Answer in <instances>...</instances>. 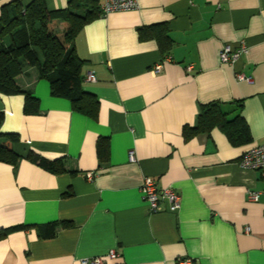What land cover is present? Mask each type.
Wrapping results in <instances>:
<instances>
[{
    "label": "crops",
    "instance_id": "0c3cea01",
    "mask_svg": "<svg viewBox=\"0 0 264 264\" xmlns=\"http://www.w3.org/2000/svg\"><path fill=\"white\" fill-rule=\"evenodd\" d=\"M44 1L49 10L69 2ZM155 24L172 40L166 55L155 36L139 38L140 28ZM240 39L246 52L220 63L221 48ZM74 47L86 90L98 100L96 116L52 95L34 67L21 86L38 98L35 114L23 112L22 94H0V131L18 134L20 155L15 166L0 161V229L31 225L0 237V264H80L112 249L120 257L109 264H264V177L239 166L242 153L264 141V0H140L137 9L86 24ZM236 101L250 142L234 146L218 127L184 139L201 104L219 102L230 112ZM30 150L62 157L65 172L30 161ZM146 177L160 190L173 188L180 208L161 200V211L149 210L140 191ZM48 222L68 224L43 237Z\"/></svg>",
    "mask_w": 264,
    "mask_h": 264
},
{
    "label": "trees",
    "instance_id": "16d2710c",
    "mask_svg": "<svg viewBox=\"0 0 264 264\" xmlns=\"http://www.w3.org/2000/svg\"><path fill=\"white\" fill-rule=\"evenodd\" d=\"M99 0H69L67 7L49 10L44 0H32L22 4L19 0L6 2L0 7V94L24 96L23 112L35 114L38 111V98L30 89L21 86V75L29 67L37 70L39 78H45L54 96L68 98L74 109L96 116L98 100L86 90L82 75L83 60L77 55L74 41L81 29L100 14ZM155 36L161 54L169 53L172 40L161 24L139 29V38ZM230 112L222 109L219 102L201 104L196 123L184 125L182 135L188 140L201 133L218 127L234 145L251 141L249 127L241 116L240 101L234 103ZM238 111L232 117L229 115ZM5 114L0 110V127ZM0 161L15 166L20 158L13 145L19 140L14 132L0 131ZM99 166L107 157V143H97ZM27 158L54 173L65 172L63 158L50 160L30 150ZM66 195L69 192L65 193ZM68 223L48 222L44 225L43 237L56 234L61 225ZM31 225L16 224L0 229V237Z\"/></svg>",
    "mask_w": 264,
    "mask_h": 264
},
{
    "label": "built area",
    "instance_id": "2783aa9c",
    "mask_svg": "<svg viewBox=\"0 0 264 264\" xmlns=\"http://www.w3.org/2000/svg\"><path fill=\"white\" fill-rule=\"evenodd\" d=\"M140 0H99L100 14L105 16L111 12L137 9ZM247 50L244 40H238L237 44H225L219 52V61L223 64L232 65L242 54ZM170 57L166 56L163 61H169ZM162 67V62L152 66L153 72H159ZM86 80H94V75L88 73L85 76ZM236 79L252 82V77L243 72H236ZM130 160H134V150L128 152ZM239 166L242 168L260 171L264 177V141L260 144L246 149L239 158ZM86 178L91 180L94 177V172H87ZM143 199L147 202L149 210L152 212L161 211V200H166L170 211H177L180 206V195L171 187L158 189L156 181L152 177L144 178L140 187ZM249 195L252 199L257 200L259 193L250 191ZM120 257L116 249L108 251L105 255L92 256L82 258L80 264H109L112 260Z\"/></svg>",
    "mask_w": 264,
    "mask_h": 264
}]
</instances>
